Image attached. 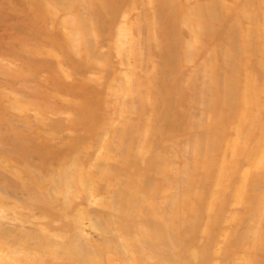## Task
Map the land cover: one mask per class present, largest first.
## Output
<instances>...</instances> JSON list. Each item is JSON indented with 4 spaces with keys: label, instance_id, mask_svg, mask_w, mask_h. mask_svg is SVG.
Wrapping results in <instances>:
<instances>
[{
    "label": "rangeland",
    "instance_id": "374dc122",
    "mask_svg": "<svg viewBox=\"0 0 264 264\" xmlns=\"http://www.w3.org/2000/svg\"><path fill=\"white\" fill-rule=\"evenodd\" d=\"M263 29L264 0H0V264H264Z\"/></svg>",
    "mask_w": 264,
    "mask_h": 264
},
{
    "label": "bare ground",
    "instance_id": "6f19581e",
    "mask_svg": "<svg viewBox=\"0 0 264 264\" xmlns=\"http://www.w3.org/2000/svg\"><path fill=\"white\" fill-rule=\"evenodd\" d=\"M196 11L200 12L199 10H196ZM201 11H203V10H201ZM244 11H245V9L242 10L241 14L244 17V19H246L245 23L247 25L246 26L247 33H248L249 36H251L252 33H257L258 31L255 29V25L253 24L251 19L246 16ZM263 31H264V29H263ZM258 35H259L258 39H261L260 33ZM253 42L256 43V44L257 43L260 44V41H258V40H255ZM252 57L254 58L253 60L260 59L257 55L256 56L253 55ZM255 67H258L260 70L262 69L263 75H264V62H256ZM247 88H248V90H246ZM259 93H261V91H259L256 87L252 88L251 86L248 87V85H246V86L244 85V91H243V94H242V96L240 98V101H239V105L241 107V113H240V117L241 118H245L246 116H248L250 114V113H248V108L249 107H256L255 98L258 97ZM251 94H252V97H253V100H252L253 104L249 103V98L251 99ZM238 117H239V115H238ZM214 125L221 126L222 124H214ZM237 142L238 141L232 142L230 144H226V148H228V152L230 154L231 159L233 160V159H236L237 157H244L245 156L247 159L251 158L250 159V163L253 164L252 161L255 160V159H253V157L256 155V152L258 151V149L254 150L253 146H251V147H249L247 149L246 143H248V141H243L242 144H244V146H242L240 149H238L239 147L237 145ZM216 143H217V141H211V145L210 146L213 147V148L208 147V150L210 151L211 156L216 151V149H215L216 148V146H215ZM255 148H260V152L257 153V155H261L262 158L260 159L259 163H257V165L256 164L254 165V168L260 169V168H262L264 166V161H263L264 160V156H263L264 155V142H263V139H261V141H256L255 142ZM210 166H211L210 162H207L205 165H203V168H205L208 171ZM222 167H223V165H222ZM222 167H221V169L217 168L218 171L216 172V174L214 176V178H215L214 179V185L211 182L213 187H215L214 189H216V190H213L210 193V195H209V197L212 198L211 201H213V203H216L217 205H220V203H218V202H220V198H223V196L226 195L227 192H230V188H231V185H232V183H230V181H231L230 178H232V177H229V174H227L228 171L226 169H224V168L223 169H224L225 173L223 175ZM225 168H226V166H225ZM223 176L228 178L227 181L230 184L229 183H225V185H223V187H221V189L218 190V186L217 185H219V183L221 182L220 181L218 183V179L222 178ZM81 179H83V178H81ZM208 180H209V177H208V174H206L204 176V179L199 181V185L201 183H202V185L206 184ZM189 186L186 187V190L184 188L183 198H181V201L178 204H175L173 202V203H170L168 205V207L172 208V210L176 206L179 210L182 211L181 212L182 213V223L184 225H186V226L188 225V223H189L188 221L190 220V214L189 213L190 212H194L196 209L199 208V200H198L199 199V195L197 193H194L193 197L192 196L191 197H187V196H189L187 194L188 193L187 192L188 189H190ZM216 186H217V188H216ZM212 195H215V196H212ZM207 210H209L208 206H207ZM150 213L151 214L149 216H146L147 217L146 220H147L148 225H149L148 231L151 234L150 236L154 239L152 244L156 245L157 243H160V242L161 243L166 242L167 245L173 244L174 243V239L178 236V233L176 234V232H173V229H172L173 226L170 225V223L172 222L173 218L176 219L177 221L178 220L180 221L179 217L176 214H172V215L168 214V215L171 216L170 221L168 222L166 220L165 221L161 220L162 222H160L159 218H161V216L157 215L156 211H150ZM173 223H175V222H173ZM150 228H151V230H150ZM155 234L157 235V238L154 237ZM166 262H167V264H172L173 263L172 257L168 256Z\"/></svg>",
    "mask_w": 264,
    "mask_h": 264
}]
</instances>
